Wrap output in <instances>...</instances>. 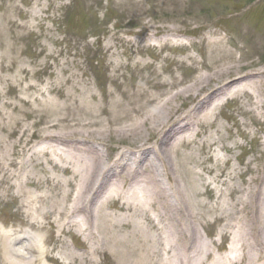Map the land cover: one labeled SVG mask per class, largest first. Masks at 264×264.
<instances>
[{
	"label": "rangeland",
	"instance_id": "obj_1",
	"mask_svg": "<svg viewBox=\"0 0 264 264\" xmlns=\"http://www.w3.org/2000/svg\"><path fill=\"white\" fill-rule=\"evenodd\" d=\"M168 29H177L178 39L185 48L165 45L164 35ZM251 34L262 39V44H253L249 39ZM217 38L223 39L225 50L236 57L242 52L247 54L246 62L251 60L249 62L254 64L251 69L264 71V0H0V55L4 56V60L0 59V77L3 78L0 88L5 94L9 92L10 85L21 82L23 76L17 75L18 70L25 68L29 72L27 83L35 86L30 95L38 100L34 107L37 112H44L49 118L60 116L81 123L91 119L92 115L99 116L102 107L121 113L125 107H134L129 106V101L142 104L145 92H153L150 86L156 80V70L166 72L173 67L174 60L203 61V54L212 50L208 42ZM187 64L191 66L192 61ZM247 71L241 72L245 74ZM142 91L144 94L139 96ZM16 95V91H10L2 101L16 105L19 103ZM20 95L27 98L29 92ZM189 108L185 106L182 112ZM23 110L31 111L26 106ZM252 110L255 107L248 98L241 102L234 99L218 111L214 126L200 128L196 145L190 150H181L194 159L189 160L191 164L181 163V166L190 170L187 181H191L192 191L196 194L193 197L200 215L199 233L209 253L203 264H213V260L223 256L230 245L228 235L235 211L220 212V209L227 204L233 209L236 195L230 197L225 184L242 189L245 184L239 172L245 171L255 156H264V152H259L255 143L243 135L244 132L249 137L259 136L264 143V117L259 116L256 121ZM257 112H264V109L257 108ZM33 121L28 119L26 123ZM77 123L57 127L56 132H61L62 128L68 129L66 132L76 131ZM74 139L88 146L94 145L110 159L116 153L110 148L111 144H107L106 149L79 135L64 141ZM201 139L216 146L203 148L199 142ZM13 140L9 132L0 131L3 147L9 146ZM38 144V138L27 145L22 144L19 156L13 158L21 165L11 171L35 181H44V172L47 171L50 177L65 184L66 176L52 169L47 163V155L38 152L39 146H43ZM235 146L238 149L231 152L223 150ZM0 154L5 157L1 148ZM211 156L220 162L209 161ZM7 176L5 169L0 168V179L5 181L0 184V223L32 231L33 240L42 247L36 256L26 257L27 261L35 260L36 264H57L58 260L68 262L71 260L67 249L80 257L70 264H92L93 261L98 264H134L130 257L124 260L111 256L113 249L104 247L103 232L99 229L91 227L90 236L88 232L82 235L75 228L68 232V227L63 235L58 231L52 234L49 228L27 213V208H23L22 201L27 196L18 197L19 181L12 182ZM162 179L172 188L173 199L186 216L177 190L164 172ZM51 183L44 185L43 189H36L23 182L22 192L28 193L30 199L42 193L56 195L55 191L51 192ZM207 185L215 191L211 193ZM5 190L6 196L2 195ZM59 203L60 197L55 198L53 205L57 207ZM105 212L119 221L123 215L132 217L131 213L119 210L116 205ZM150 215L154 213L150 212ZM212 216L218 217L219 223L211 224ZM204 220L210 224L206 226ZM167 230L163 229V241L168 236ZM129 232L127 227L111 231L119 237ZM222 234L225 236L221 238ZM4 244L5 241L0 239V264H7L4 262ZM19 248L22 251L21 245ZM96 248L101 251L95 256ZM125 248L134 250L131 245ZM167 248L163 247L161 254L158 253L155 264L173 263L168 262Z\"/></svg>",
	"mask_w": 264,
	"mask_h": 264
},
{
	"label": "bare ground",
	"instance_id": "obj_2",
	"mask_svg": "<svg viewBox=\"0 0 264 264\" xmlns=\"http://www.w3.org/2000/svg\"><path fill=\"white\" fill-rule=\"evenodd\" d=\"M164 36L166 46L185 48L178 39L177 29H168ZM249 39L255 45L262 44V39L256 35H249ZM223 43L221 38L208 42L212 50L203 54V61L199 63L191 59L174 60L171 63L173 67L166 72L156 70V80L150 86L153 92L146 91L144 94L142 91L139 94L145 95L142 104L129 101V106L134 107H125L121 113L102 107L99 116L92 115L91 119L81 123L60 116L49 118L44 112H37L34 107L38 100L30 95L35 86L27 83L28 70L19 69L17 75L23 76L21 82L9 87V92L16 91L15 97L19 103L13 105L2 101L9 92L5 94L0 88V131L9 132L14 137L9 146L3 147L0 144L5 153V157L0 154V163H3L2 167L10 181H19L16 195L27 196L22 201L23 208L28 209L27 213L49 228L52 234L58 231L63 235L68 227V232L75 228L82 235L88 232L90 236L91 227L99 229L103 232L104 247L113 249L111 256L124 260L130 257L134 259V264H155L156 256L159 252L161 254L163 247H168L169 263L203 264L209 253L199 233L200 215L194 202L196 194L192 191L191 181H187L190 170L181 166V163L191 164L189 160L194 159L192 155H184L181 150H190L196 145L201 135L200 128L214 126L218 111L234 99L241 102L248 98L255 107L251 113L255 114L256 121H259V116L264 117V112H257V108L264 109V71L251 69L254 64L249 62L251 60L246 62L247 54L242 52L240 57H236L234 53L225 50ZM0 59L4 60V56L0 55ZM187 61H192V67L188 66ZM242 70L248 71L243 74ZM2 81L0 77V84ZM28 92L27 98L20 95ZM23 106L29 107L31 111L23 110ZM185 106L190 108L183 113L182 108ZM28 119H33V123L27 124ZM76 123V131L66 132L68 129L62 128L61 132H56L57 127ZM37 129L38 132L35 131ZM75 135L90 139L106 149L107 144H111L110 148L116 150V153L110 159L94 145L88 146L75 139L64 141ZM243 135L255 143L259 152H264V143L259 136L249 137L244 132ZM36 137L38 145H43L39 146L38 152L47 155V163L53 170L66 176L65 184L50 177L46 170L44 181L28 180L24 175L11 171L21 165L13 159L19 156L20 146L29 144ZM199 142L203 148L216 146L204 143L203 139ZM233 149H238V146L223 148L227 152ZM263 157L261 154L255 156L245 171L242 169L239 172L245 184L242 189L225 184L229 196L236 195L235 205L233 209L231 205H222L220 212L235 211L236 216L232 217L228 251L215 258L213 264H264ZM214 160L217 164L220 162L216 157L209 158V161ZM253 163L257 165L254 167ZM163 172L169 183L176 188L186 216L175 203L172 188L163 181ZM2 179L0 184L5 182ZM22 180L27 186L36 189H43L44 185L52 181L50 189L56 195L42 193L30 199L28 193L22 192ZM206 187L211 193L215 191L210 185ZM6 194L5 190L2 195ZM54 197H60L57 207L53 205ZM112 205L131 213L132 217L126 218L127 215H123L119 218L121 221L112 218L105 212ZM150 212L154 215L151 216ZM212 218L211 224L219 223L218 217ZM204 221L206 226L210 224ZM124 227L130 230L124 237L111 233L116 228ZM161 228L169 229L166 242L163 241ZM224 236L220 235L221 238ZM9 240L4 245V262L36 264L35 260L27 261L19 257L21 260H18L16 256L21 254L19 245ZM129 244L134 250H126L125 246L128 248ZM100 251L99 248L94 249V255ZM66 253L72 262L80 259L79 255L69 253L67 249ZM48 260L52 258L48 257ZM71 261L58 260L56 263L70 264ZM92 264L98 263L93 261Z\"/></svg>",
	"mask_w": 264,
	"mask_h": 264
}]
</instances>
